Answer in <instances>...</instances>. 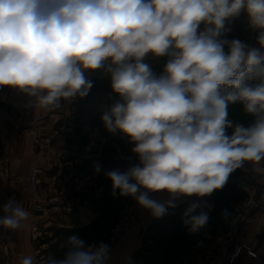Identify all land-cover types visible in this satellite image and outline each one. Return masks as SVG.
<instances>
[{
    "label": "clouds",
    "instance_id": "1",
    "mask_svg": "<svg viewBox=\"0 0 264 264\" xmlns=\"http://www.w3.org/2000/svg\"><path fill=\"white\" fill-rule=\"evenodd\" d=\"M242 12L260 48L226 38V25ZM149 56L166 58L160 73ZM98 69L111 88L103 125L126 137L136 156L126 171L104 173L113 196L132 197L161 218L182 198L223 189L245 162L264 171L255 166L264 161V0H0V88L25 94L31 108L58 112L62 101L89 94L94 82L86 72ZM231 105L250 122L230 118ZM198 208L193 202L182 215L190 233L210 218ZM2 211L0 228L11 232L30 215L14 197ZM61 247L60 257L42 264H109L112 255L107 244L79 234ZM19 264L37 261L29 255Z\"/></svg>",
    "mask_w": 264,
    "mask_h": 264
},
{
    "label": "crops",
    "instance_id": "2",
    "mask_svg": "<svg viewBox=\"0 0 264 264\" xmlns=\"http://www.w3.org/2000/svg\"><path fill=\"white\" fill-rule=\"evenodd\" d=\"M245 19L248 21L247 15ZM161 58L149 56L146 62L154 68L160 64ZM93 75L95 71L86 72L87 78L92 81ZM97 89L98 85L94 82L86 97L70 104L63 102L64 112L70 118L74 132L60 136L51 146L38 144L37 139L47 137L59 125L68 122L51 118L49 111L29 107V98L15 89L8 87L7 94L3 96V105H0V217L4 215V203L13 197L30 215L25 230L11 232L0 228L1 264H19L23 257L34 256L31 238L33 225H38L45 232V237L40 242L45 247L42 259L50 254L60 257L62 253L58 247V234L61 231L83 229L100 218L101 201L110 195L112 189L110 180L109 183L103 182L104 173L110 170H127L128 166L119 163H105L108 158L112 161L111 158L117 156L118 159L123 152H131L134 145L128 143L127 138L119 132L112 134L104 127L101 120L102 108L109 104L106 95L109 96L111 91L101 92ZM111 148L115 152L110 157L108 153ZM96 162L101 165L99 174L94 172ZM245 164L246 168L239 170L233 178L241 192L240 197L231 202L235 208L248 196L259 197L264 194L258 186V179L264 171L256 173L253 171V162ZM255 166L264 170L263 161ZM37 167L44 171V175L33 191L29 188V177ZM59 191H67L76 198L78 207L74 214L31 213L35 203H41ZM150 195L159 201L168 199L164 193ZM123 197L125 199L126 196ZM193 202L198 204V198H182L176 202L177 207L169 208L166 217L161 218L153 217L149 210L142 208L140 219L144 223L154 222V226L147 233L132 226L116 244L108 245L112 254L109 264H137V258L144 253L146 243L152 239L150 233L154 232V227L183 214ZM118 203L120 201L116 202ZM230 227L232 228V223ZM230 231L221 237L210 232L203 233L196 243L189 246L184 264H202L215 256L220 239L225 238ZM238 240L251 245L260 258L264 259V217L253 226L251 232L242 234ZM260 261L244 255L235 264H260ZM218 264H224V259H220Z\"/></svg>",
    "mask_w": 264,
    "mask_h": 264
},
{
    "label": "built area",
    "instance_id": "3",
    "mask_svg": "<svg viewBox=\"0 0 264 264\" xmlns=\"http://www.w3.org/2000/svg\"><path fill=\"white\" fill-rule=\"evenodd\" d=\"M258 31L251 33L248 44L251 47L260 48L257 41ZM8 87L0 88V101L3 100V96L7 94ZM81 98H77L78 100ZM63 104V101H62ZM51 118H55L60 122H68L66 124L59 125L52 133L47 137H41L37 139V143H42L51 146L60 136H67L74 132V126L70 121V118L65 114L62 108L58 112H51ZM57 155L56 152H54ZM120 160L123 161L128 167L136 162L135 154H122ZM44 175V171L41 168H34L29 177V188L35 190L39 184L40 179ZM258 186L264 191V172L258 179ZM76 198L67 191H59L50 196L41 203H35L32 214L39 212H58L64 215H72L77 211ZM142 207L134 201L132 197H125L122 205V211L120 218L112 226L110 231L109 240L111 244H116L125 232L132 226H137L141 230L147 233L153 226L154 222L144 223L140 219ZM163 217H166L164 215ZM264 217V194L259 197L248 196L244 199L236 208L235 215L232 219L231 233L219 243L215 256L204 261L202 264H218L220 259H224V264H235L242 256L246 255L253 259H259L260 264H264V259H261L259 254L253 249V247L247 243L240 242L238 239L242 234H248L251 232L253 226ZM26 222L21 228L25 230ZM45 237V232L41 230L38 225L31 227V238L34 245V257L37 258V264H42V254L45 249L44 245L40 242ZM1 264V263H0Z\"/></svg>",
    "mask_w": 264,
    "mask_h": 264
},
{
    "label": "rangeland",
    "instance_id": "4",
    "mask_svg": "<svg viewBox=\"0 0 264 264\" xmlns=\"http://www.w3.org/2000/svg\"><path fill=\"white\" fill-rule=\"evenodd\" d=\"M243 14H246L243 12ZM236 18L231 22L230 26L232 28L231 32L226 33V36L228 39H231V35H235V32L241 28L242 32H245L246 35L248 32L243 27H235L234 25ZM245 21V22H244ZM237 22V21H236ZM239 23V22H237ZM242 23L249 27L248 21L244 19ZM234 27L236 30H234ZM250 29V36L252 33V29ZM250 39V38H249ZM248 43V42H247ZM0 105H3L2 100L0 101ZM230 112V118H233L237 121H240L244 124H247L250 122L251 117L245 115L242 111V108L240 105H231L229 108ZM2 114H4V111L2 110ZM231 131V130H229ZM1 139V138H0ZM126 151V149H125ZM2 155V150L0 151ZM122 154H133L131 152H123L119 154L118 159L117 156L112 158L113 162L119 163L120 165L127 166L123 161L120 160V156ZM109 159V158H108ZM107 159V160H108ZM111 160V159H110ZM264 162V161H263ZM239 170L234 172L228 180V183L225 185L223 189L214 191L210 196H206L203 198H198V204L202 205L204 207V211H208L211 213L212 210H220V212H223L225 209L228 211V213L232 216V218L235 215L236 208L230 204L231 210H228L226 207L229 205L228 203H225L224 206L220 207L215 204V199L217 197H226L227 202H232L233 200L240 197L239 194L233 193L228 188L231 184V181L233 180L232 176H235V173H238ZM230 182V183H229ZM229 185V186H228ZM206 198L211 199L210 201H206ZM122 205L123 202L121 201L120 204H111L109 207L106 208L105 214L103 219L99 224H97V227L101 228V237L99 238V241L102 238H106L107 236H110V231L112 226L116 223V221L120 218L121 211H122ZM114 210V211H113ZM200 211V208L197 209V212ZM182 213L171 219H169L164 224H160V226L154 227V232H151V241L147 242L144 248V253L137 258V264H184V257L188 253L189 246L191 245V240H195L194 238L198 236L199 232L197 233H191L189 236L184 235L185 231L188 229V227L183 223L182 220ZM225 222V223H224ZM105 224V225H104ZM209 224V223H208ZM216 225L218 228H216ZM214 226V225H213ZM228 223V219H223L222 221L217 219L214 229L220 231L218 232L219 237L222 235H225L229 232L228 229H230ZM207 227H211L210 224ZM160 232V233H159ZM231 233V232H230ZM229 233V234H230ZM63 234V233H61ZM60 234V235H61ZM59 235V234H58ZM197 235V236H195ZM222 240V238L220 239ZM98 241V242H99ZM221 242V241H220ZM108 244L110 245V240L108 239ZM107 244V245H108Z\"/></svg>",
    "mask_w": 264,
    "mask_h": 264
},
{
    "label": "trees",
    "instance_id": "5",
    "mask_svg": "<svg viewBox=\"0 0 264 264\" xmlns=\"http://www.w3.org/2000/svg\"><path fill=\"white\" fill-rule=\"evenodd\" d=\"M246 18V14H243V12L241 13V15L239 17L236 18V21L239 22L237 23L235 21V27H243L246 32H248V34L246 35L245 32H242L241 28L239 30H237L235 32V35H231L230 38L231 39H235V38H239L245 42H248L249 41V38H250V29L248 26L244 25L242 23V21ZM227 26V25H226ZM234 27V30H236V28ZM226 36V34H225ZM227 38V36H226ZM166 62V58L162 57L161 58V62L158 66L154 67L153 70L157 73H160L163 69V65L164 63ZM94 79L93 81L97 83L98 85V91H111V88H110V79H109V76L103 71V69H98V70H95V75H93ZM107 97V102L108 103H111V101L108 99V95H106ZM114 150L111 148V150L109 151L108 155L111 157L113 156L114 154ZM112 159V158H111ZM106 164H111V165H115V162L112 161H109L107 162V160L105 161ZM236 174V173H235ZM234 178V176H232ZM109 179L103 175V182L104 183H109L108 181ZM111 182V181H110ZM230 183V182H229ZM230 185V186H229ZM228 188L230 189V191H232L233 193H237L240 195V190L239 188H237V184L234 182V180L231 181V184H229ZM200 198H203V197H200ZM211 199H208L206 198V201H210ZM118 201H124V197L123 196H120L118 194V191H117V195L113 196L112 195V189H111V193L110 195L108 196H105L103 198V200L101 201V206H100V211H101V216L100 218H98L92 225L88 226V227H85L83 229H78V230H70V231H61L59 233V244H58V247H59V250L60 252L63 254V251L64 249H62L61 245L62 243L65 241V239L72 235V234H79V236L81 238H83L87 243L89 244H95V245H99L101 242L105 243V244H108V239L109 237L107 236L106 238H102L100 241H99V238L101 237V228L100 227H97V224H99L101 222V220L103 219L104 217V214H105V211H106V208L109 207L111 204H115L116 202ZM225 203H228L229 205L226 207L228 210H231V207H230V204L231 202H227L226 200V197L224 196V198H222L221 196L220 197H217L215 199V204L217 206H224ZM204 207L202 205H200V210H203ZM114 211V210H113ZM209 221L208 223L210 224L211 227H207L209 224H207V226L203 229H201L199 231V234L197 237H195L194 241L191 240V245L196 243L197 240H199V238L202 236L203 233H213V234H218V232L220 231H217V230H212L214 229L215 227V224H216V220L219 219V220H223V219H226L225 217L222 216V212H220V210H212L211 213H209ZM228 219V223L230 225V223H232V216L230 215ZM226 219V220H227ZM225 223V222H224ZM105 225V224H104ZM214 225V226H213ZM230 227V226H229ZM216 228H218V226L216 225ZM231 228V227H230ZM232 229V228H231ZM230 231V229H228ZM231 232V231H230ZM63 233V234H61ZM160 233V232H159ZM61 234V235H60ZM191 233L188 231V229L185 231L184 235H187L189 236ZM99 241V242H98ZM109 245V244H108ZM190 245V246H191Z\"/></svg>",
    "mask_w": 264,
    "mask_h": 264
},
{
    "label": "water",
    "instance_id": "6",
    "mask_svg": "<svg viewBox=\"0 0 264 264\" xmlns=\"http://www.w3.org/2000/svg\"><path fill=\"white\" fill-rule=\"evenodd\" d=\"M38 214H42V212H39Z\"/></svg>",
    "mask_w": 264,
    "mask_h": 264
}]
</instances>
